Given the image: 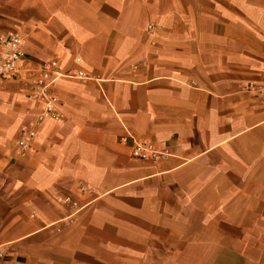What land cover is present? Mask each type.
Returning <instances> with one entry per match:
<instances>
[{
    "label": "crops",
    "instance_id": "obj_1",
    "mask_svg": "<svg viewBox=\"0 0 264 264\" xmlns=\"http://www.w3.org/2000/svg\"><path fill=\"white\" fill-rule=\"evenodd\" d=\"M12 29L63 116L32 122L27 79L0 78V264H124L95 252L90 208L264 134L244 89L263 79L264 0H0ZM20 127L35 130L24 154Z\"/></svg>",
    "mask_w": 264,
    "mask_h": 264
},
{
    "label": "rangeland",
    "instance_id": "obj_2",
    "mask_svg": "<svg viewBox=\"0 0 264 264\" xmlns=\"http://www.w3.org/2000/svg\"><path fill=\"white\" fill-rule=\"evenodd\" d=\"M257 154L264 156V134L237 154H213L200 166L110 193L102 208L89 209L95 252L124 256V264H264V160Z\"/></svg>",
    "mask_w": 264,
    "mask_h": 264
},
{
    "label": "built area",
    "instance_id": "obj_3",
    "mask_svg": "<svg viewBox=\"0 0 264 264\" xmlns=\"http://www.w3.org/2000/svg\"><path fill=\"white\" fill-rule=\"evenodd\" d=\"M26 53L23 49V35L17 30H8L0 33V78L2 79H27L28 95L35 100L43 103L42 110L37 116V121H41L44 117L51 115L61 118L63 115L56 109L58 98L52 95L48 89V83L39 80L28 79V72L25 68ZM43 69L51 70L55 75L59 73L51 64L45 63ZM263 79L261 82H249L245 86V90L252 94L255 100L264 106V69L262 72ZM35 136V130L32 127H23L19 132L16 140L17 151L24 154L31 149ZM144 149L135 144L133 155L145 156ZM2 253L0 252V258Z\"/></svg>",
    "mask_w": 264,
    "mask_h": 264
}]
</instances>
